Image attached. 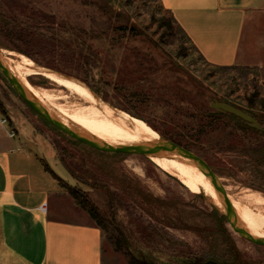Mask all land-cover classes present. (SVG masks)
I'll list each match as a JSON object with an SVG mask.
<instances>
[{
    "label": "rangeland",
    "instance_id": "obj_1",
    "mask_svg": "<svg viewBox=\"0 0 264 264\" xmlns=\"http://www.w3.org/2000/svg\"><path fill=\"white\" fill-rule=\"evenodd\" d=\"M0 12L23 23L25 37L16 45L31 57L4 48L0 55L13 60L22 56L44 71L93 87L116 107L88 87L95 98L157 136L127 111L166 136L190 142L217 175L227 198L264 214V164L250 152L263 145V138L238 130L229 136L222 121L214 131L207 128L205 134L192 136L210 120L213 101L255 112L264 126V114L258 112L264 102V66H209L180 32H164L158 26L167 15L157 0H0ZM131 27L138 34H131ZM24 77L26 87L45 89L54 96L52 102L70 111L86 105L47 77ZM250 104L255 110L247 109ZM0 108V117L17 132L15 140L38 146L67 201L74 204L67 192L72 187L95 205L106 227V263L188 264L195 255L227 260L235 252L237 264H264L263 246L224 222L230 246L220 227L221 210L209 196L192 191L154 158L100 151L63 134L33 112L1 73ZM70 128L109 145H137L129 133L96 121L80 131ZM250 193L263 196L262 202L248 200Z\"/></svg>",
    "mask_w": 264,
    "mask_h": 264
},
{
    "label": "crops",
    "instance_id": "obj_2",
    "mask_svg": "<svg viewBox=\"0 0 264 264\" xmlns=\"http://www.w3.org/2000/svg\"><path fill=\"white\" fill-rule=\"evenodd\" d=\"M157 2L209 66H264V0ZM16 136L0 123V264H108L103 232L67 201L38 146Z\"/></svg>",
    "mask_w": 264,
    "mask_h": 264
},
{
    "label": "bare ground",
    "instance_id": "obj_3",
    "mask_svg": "<svg viewBox=\"0 0 264 264\" xmlns=\"http://www.w3.org/2000/svg\"><path fill=\"white\" fill-rule=\"evenodd\" d=\"M0 61L50 115L55 117L58 121L69 128L70 126H73L80 131L85 124L96 121L102 126H106V128L116 127L123 130L124 132L129 133L134 137V140L137 144L153 143L159 139V134L157 132L156 133L158 136L142 122L131 118L124 112L116 111L109 105L98 100L91 93L88 87L76 80L61 77L54 73L44 71L37 67V65L35 66L33 62L25 59L22 56L18 57V60H13L9 58L7 59L6 57L0 55ZM23 74H40L44 77H47L53 80L56 86L63 87L66 91L75 95L80 101L86 103V105L70 111L64 106L56 104L54 101L52 102L54 96L45 89H41L30 84H27L26 87V85L22 82V79L25 78ZM150 157L159 162L165 169H167V171L175 174L177 179L192 191L197 193L200 191L204 192L213 201L215 206H217L221 211H224V206L221 202V199L217 195L215 188L209 178L195 164L192 162L189 163L186 157L177 156L174 154L156 155ZM207 180L209 181L211 187L209 186ZM255 195H253V193L248 195V200L252 198L255 203H261V198L263 196L260 198L259 196ZM228 199L232 202L230 203L231 207L237 209L240 212L238 213L232 209V212L239 225L250 235L264 239V235L260 234H264V214L255 213L249 207L243 206L230 198Z\"/></svg>",
    "mask_w": 264,
    "mask_h": 264
},
{
    "label": "trees",
    "instance_id": "obj_4",
    "mask_svg": "<svg viewBox=\"0 0 264 264\" xmlns=\"http://www.w3.org/2000/svg\"><path fill=\"white\" fill-rule=\"evenodd\" d=\"M165 13L167 16L160 18V20L158 21V26L160 28H163L164 32L174 33V32L178 31V32H180L181 36L186 39L183 32L180 30V28L173 21L171 14L166 10H165ZM130 33L131 34H138V30L131 27ZM36 34L44 36V34H40V33H36ZM24 37H25V30L23 28V23H21L20 21H18L15 18L6 16L5 14L0 12V48L13 50V51H16L22 55L31 57V56H29L30 54H28L25 50H22L18 45H16L17 44L16 41H20ZM8 43H10L12 46H8L9 45ZM88 87L91 89V91L95 95L102 97V99L104 101H106L110 106L116 107L112 101H109L106 98H104L103 95L100 94V92L97 89H94L93 87H90V86H88ZM247 109L248 110H255L253 108V104H250L247 107ZM0 110L3 111V108H0ZM127 112L132 117L139 118V119H142L143 121H145L152 129H154L165 140L173 142V143L193 152L194 154H199L197 149L195 148V146L193 144H191L190 142L183 141V140L178 139L174 136H166L165 133L156 129L152 124H150L147 120L143 119L137 113H132L129 111H127ZM258 112H260L261 114H264V102L262 103L260 109H258ZM209 119L210 120L208 122H206L205 124H201L200 130H196L194 132V134H192V136H198L201 133L205 134L207 128H209L211 131H214L216 129V122L222 121L223 128L225 131H227L226 133L229 136L233 135L235 130H238V131L242 132L244 135H247L248 133H252L256 136L262 137L264 140V126H262L261 124L260 125L262 126L263 129L262 130H256V129L248 127L244 121H242L241 119H239V118H237L231 114L223 113V112H217V111H213V110H211V112L209 114ZM255 141L257 142V140H255ZM221 145H222V143H219L220 147H221ZM228 149L233 150L234 147L229 146ZM250 152L254 155H259L261 157V159L259 160V163L264 164V141H263V145L260 144L259 146H256V148L253 151L251 150ZM199 156L201 157V155H199ZM41 163H42V166L44 167V169L48 173H50L52 176H54L57 179V181H59V178L50 169L48 164L44 160H42ZM62 164H63V167L67 171L70 172L68 166L64 162H62ZM67 192L70 195V197L72 198L74 204L77 205L80 209H82L95 222L96 226L102 232L104 230H106L104 221L102 220V217L98 213L95 205L86 197V195L84 193H82L79 190H74V188H72V187H69L67 189ZM219 214L220 215L218 217H219V220L221 222L220 227H221L222 233L227 236L228 241H229V245L232 246V242L230 239L231 236H230L229 232L227 231V228L224 226V222H226L225 218L221 213H219ZM231 250L233 251V248ZM232 253H233V255L231 256ZM231 254L228 256L229 259H227V260H221V259L219 260L211 254H209L207 256L195 255L188 262V264H203L206 261H210L208 264H237L236 259L234 258L235 252H231Z\"/></svg>",
    "mask_w": 264,
    "mask_h": 264
},
{
    "label": "water",
    "instance_id": "obj_5",
    "mask_svg": "<svg viewBox=\"0 0 264 264\" xmlns=\"http://www.w3.org/2000/svg\"><path fill=\"white\" fill-rule=\"evenodd\" d=\"M0 73L7 80L12 89L16 92L19 98L39 117L50 124L52 127L62 132L63 134L82 142L94 149L110 152V153H125V154H138L147 157L156 155H169L174 154L177 156L186 157L190 162L195 164L211 181L215 191L224 206V211L220 213L224 216L226 223L231 227V229L238 235L244 237L245 239L261 245L264 247V239L254 237L247 233L238 223L236 217L232 212L230 202L227 195L220 183L217 175L212 171L208 164L193 152L173 143L168 140H158L153 143L147 144H137V145H124V146H113L103 142L98 141L93 137H89L84 133H79L72 128L67 127L58 121L55 117L50 115L44 107L38 103V101L23 87V85L8 71V69L0 61ZM210 108L217 112H223L231 114L246 123L250 128L256 130H262L255 112H249L247 110L235 107L231 104L213 101L209 104ZM210 261H206L203 264H208Z\"/></svg>",
    "mask_w": 264,
    "mask_h": 264
},
{
    "label": "built area",
    "instance_id": "obj_6",
    "mask_svg": "<svg viewBox=\"0 0 264 264\" xmlns=\"http://www.w3.org/2000/svg\"><path fill=\"white\" fill-rule=\"evenodd\" d=\"M0 123L1 124H7V120L5 117H0ZM8 136L9 137H13L14 136V131L13 130H9L8 131Z\"/></svg>",
    "mask_w": 264,
    "mask_h": 264
}]
</instances>
